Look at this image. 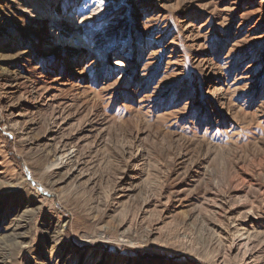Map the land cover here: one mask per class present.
<instances>
[{
	"label": "rangeland",
	"instance_id": "rangeland-1",
	"mask_svg": "<svg viewBox=\"0 0 264 264\" xmlns=\"http://www.w3.org/2000/svg\"><path fill=\"white\" fill-rule=\"evenodd\" d=\"M62 1L0 0V264H264V0Z\"/></svg>",
	"mask_w": 264,
	"mask_h": 264
},
{
	"label": "bare ground",
	"instance_id": "bare-ground-1",
	"mask_svg": "<svg viewBox=\"0 0 264 264\" xmlns=\"http://www.w3.org/2000/svg\"><path fill=\"white\" fill-rule=\"evenodd\" d=\"M101 1H102V0H96L97 3H100ZM62 2H63V1L61 0L60 4L57 5V6H56V4H55V5H54V4H51V5H50L51 8H50L49 10L52 12V15H54L55 13H57L58 11H61L63 8L66 7V5L62 6ZM131 48H132L131 46H127V47H126V49H129V52L126 53V54H127V57H130V58H131V56H132L131 54H132V52H133V49H131ZM71 49L74 50V49H76V47L73 45V46L71 47ZM126 49H125V51H126ZM70 55L74 57L76 54H74V52L71 51V52H70ZM126 59H127V58H126ZM63 60H64V61H68V60H65V59H63ZM117 63H118L119 66H124V65H125V64H124L122 61H120V60H118ZM124 67H125V66H124ZM60 160H62V159H60ZM61 164H62V163H61Z\"/></svg>",
	"mask_w": 264,
	"mask_h": 264
}]
</instances>
